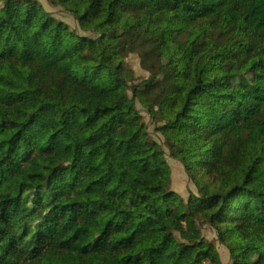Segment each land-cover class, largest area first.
Masks as SVG:
<instances>
[{
	"label": "trees",
	"instance_id": "trees-1",
	"mask_svg": "<svg viewBox=\"0 0 264 264\" xmlns=\"http://www.w3.org/2000/svg\"><path fill=\"white\" fill-rule=\"evenodd\" d=\"M49 1L0 0V264H264V0Z\"/></svg>",
	"mask_w": 264,
	"mask_h": 264
},
{
	"label": "rangeland",
	"instance_id": "rangeland-1",
	"mask_svg": "<svg viewBox=\"0 0 264 264\" xmlns=\"http://www.w3.org/2000/svg\"><path fill=\"white\" fill-rule=\"evenodd\" d=\"M41 1L45 5V7H47L49 11L53 12L58 19H63L69 22L72 26L79 27V23L77 19L72 14L67 12L63 6L51 4L49 0H41ZM145 39H146L145 33L140 30L137 31L132 36H126L120 40L123 46H130V49H133L128 51V53L129 56H136L137 60H139V65H138L139 73L145 72L146 70L147 73L149 72L148 67L142 64L145 61V58H148L149 60L158 59L157 56L148 55L147 51L150 49V46L145 43ZM171 83H172L171 80L169 79V77L166 76V72H165L157 80V83L154 86L155 89L152 92L145 91L146 92L145 98L154 107L159 109L160 101L166 96V94L170 90ZM136 102L138 107L145 115V118L149 123V128L152 131L154 137L160 142H163L165 140L164 135L160 132L154 131V129L156 125L162 124L164 121L162 120L158 121L155 118H153L152 114L149 111L148 105L141 97H136ZM165 149L167 150V157L169 163L172 165V170H173L172 188L187 198L189 197L190 189L197 191V186L195 185V183L191 181L185 169V165L182 163V161L179 160L178 158L171 156L169 148L166 147ZM203 229L205 235L209 239L216 240L224 264H233L231 251L225 244H223L218 239V233L216 228L213 227L210 223H206ZM169 263H170V259H163L161 264H169Z\"/></svg>",
	"mask_w": 264,
	"mask_h": 264
}]
</instances>
